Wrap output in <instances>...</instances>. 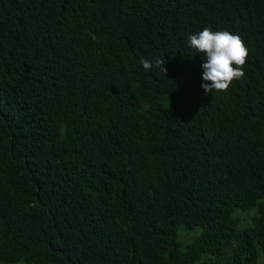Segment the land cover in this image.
<instances>
[{
  "label": "trees",
  "instance_id": "obj_1",
  "mask_svg": "<svg viewBox=\"0 0 264 264\" xmlns=\"http://www.w3.org/2000/svg\"><path fill=\"white\" fill-rule=\"evenodd\" d=\"M205 27L248 50L226 91ZM261 259L264 0H0V264Z\"/></svg>",
  "mask_w": 264,
  "mask_h": 264
},
{
  "label": "clouds",
  "instance_id": "obj_2",
  "mask_svg": "<svg viewBox=\"0 0 264 264\" xmlns=\"http://www.w3.org/2000/svg\"><path fill=\"white\" fill-rule=\"evenodd\" d=\"M190 47L201 53L205 62L201 84L205 94L226 91L234 80L244 77L243 66L246 63L248 50L239 35L227 30L213 31L205 27L202 31L187 37ZM140 64L145 70L156 67L166 75L165 60H149L140 57Z\"/></svg>",
  "mask_w": 264,
  "mask_h": 264
},
{
  "label": "rangeland",
  "instance_id": "obj_3",
  "mask_svg": "<svg viewBox=\"0 0 264 264\" xmlns=\"http://www.w3.org/2000/svg\"><path fill=\"white\" fill-rule=\"evenodd\" d=\"M238 216L241 218V222L240 225L241 226H246L248 223V219L250 217V214H243V213H237ZM183 230L181 228L178 229L177 234H179L180 232H182ZM180 239L183 243H185L188 239L189 236H180ZM228 256V254L225 252L221 255L222 259L224 260L226 257ZM256 264H263V259L259 260Z\"/></svg>",
  "mask_w": 264,
  "mask_h": 264
}]
</instances>
